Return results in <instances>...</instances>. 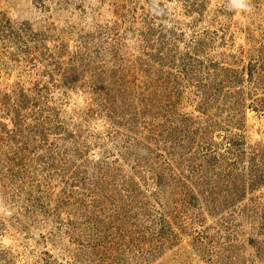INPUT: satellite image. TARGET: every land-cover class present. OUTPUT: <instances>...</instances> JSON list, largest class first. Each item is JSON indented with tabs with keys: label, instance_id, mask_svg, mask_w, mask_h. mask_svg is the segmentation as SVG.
<instances>
[{
	"label": "rangeland",
	"instance_id": "1",
	"mask_svg": "<svg viewBox=\"0 0 264 264\" xmlns=\"http://www.w3.org/2000/svg\"><path fill=\"white\" fill-rule=\"evenodd\" d=\"M0 0V264H264V0Z\"/></svg>",
	"mask_w": 264,
	"mask_h": 264
},
{
	"label": "clouds",
	"instance_id": "2",
	"mask_svg": "<svg viewBox=\"0 0 264 264\" xmlns=\"http://www.w3.org/2000/svg\"><path fill=\"white\" fill-rule=\"evenodd\" d=\"M233 4L238 8H245V0H233Z\"/></svg>",
	"mask_w": 264,
	"mask_h": 264
}]
</instances>
